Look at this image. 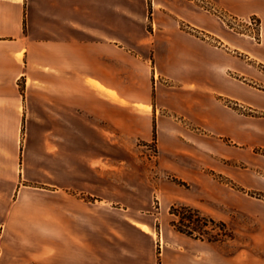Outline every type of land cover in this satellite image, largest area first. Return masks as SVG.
<instances>
[{"label":"crops","instance_id":"0c3cea01","mask_svg":"<svg viewBox=\"0 0 264 264\" xmlns=\"http://www.w3.org/2000/svg\"><path fill=\"white\" fill-rule=\"evenodd\" d=\"M162 7L152 13L154 32H147L122 16V0H0V184L48 186L0 187V264H264V203L251 207L229 191L220 197L256 216L248 246L232 251L225 240L174 231L158 253L150 217L86 201L98 196L78 189L68 168L77 151L88 168V135L102 130L93 121L145 137L155 127L166 153L194 161L201 151L196 126L264 148V116L242 113L264 112V40L254 45L228 34L211 14L176 0ZM230 7L241 17L257 14L264 33V0ZM122 17L139 32L122 34ZM216 39L224 45L215 46ZM227 156L238 158L231 150ZM256 162L264 171V160ZM233 179L245 182L239 174Z\"/></svg>","mask_w":264,"mask_h":264},{"label":"rangeland","instance_id":"374dc122","mask_svg":"<svg viewBox=\"0 0 264 264\" xmlns=\"http://www.w3.org/2000/svg\"><path fill=\"white\" fill-rule=\"evenodd\" d=\"M167 1L169 0H122V16H130L136 20L138 26H143L145 31L154 32L152 13L166 10L162 5ZM176 1L211 14L217 26L228 34L254 45L264 40L261 19L257 14L241 17L230 7V3L234 1L247 3L252 0ZM176 19L181 20L177 16ZM180 28L187 30L188 26L180 21ZM139 30V28L131 29L122 17V34L131 31L139 32ZM213 41L215 46L224 45V42L219 44L220 39ZM148 48L142 47V50L148 51ZM250 62L256 67H261L253 61ZM250 85L255 86L251 83ZM20 90H24L22 84H20ZM222 102L225 106H233L226 100ZM248 109L242 113L254 117L264 116V112L258 109L252 107ZM34 122L39 123L37 119ZM97 123L93 121V124L100 126L102 130L98 133L90 132L88 135V168L84 163V154L82 155L80 151L74 152L73 164L68 167L78 178V184H76L78 189L98 196L94 198L90 195L85 196L86 201L104 200L106 205L110 203L112 207L123 208L127 214L150 217L153 222L155 240H158V253H160L161 245L171 241V232L176 231L174 222L177 223L178 218L171 213L172 208L182 205L190 207L192 204H196L193 208L200 209L205 216L215 220L216 224L209 223L206 228L204 227L206 232L225 240L232 251L248 246L250 235L256 232L258 226L256 216L225 205L220 197H223L224 192L229 191L234 197L248 201L251 207L264 203V171L257 166L256 162L258 158L264 160V148L243 147L231 142L224 135L205 134L196 126V149L201 151H196L197 156L194 161L192 157L179 158L166 153L162 147V138L158 136L155 127L153 133L145 137L126 134L107 124ZM91 124L92 121L89 120L88 125L91 126ZM74 126L81 127L85 124L80 119H74ZM199 139L213 143L216 152L204 146ZM75 142H80L76 136H74ZM189 144L195 145L192 141ZM24 149L25 146L22 143L21 157ZM230 150L238 158L231 159L227 156ZM18 170L22 178L24 171L22 161ZM30 170L32 173L37 172L35 167H31ZM235 174L242 175L245 182L242 184L235 181L233 179ZM200 176L204 177L203 182L198 181ZM194 178L196 182L193 181ZM81 179L83 182L80 181ZM208 185L213 188L209 190ZM16 186L12 179L6 184H0L1 189L7 187L9 191H19L28 186L40 191L48 189V186L42 183H22V181L17 188ZM214 194L218 198L212 197ZM42 202L47 203V199ZM220 222L225 223L228 230L221 228ZM230 232H233L232 241L225 237Z\"/></svg>","mask_w":264,"mask_h":264},{"label":"trees","instance_id":"16d2710c","mask_svg":"<svg viewBox=\"0 0 264 264\" xmlns=\"http://www.w3.org/2000/svg\"><path fill=\"white\" fill-rule=\"evenodd\" d=\"M171 213L178 218V222H174L176 231L195 239L207 240L210 242L223 241L219 236L211 235L204 230L209 223L216 224L215 220L202 214L198 209L189 206L173 207ZM200 224H202L200 226ZM220 227L228 230L225 223L220 222ZM224 231V232H225ZM233 232L227 234L225 237L233 239Z\"/></svg>","mask_w":264,"mask_h":264}]
</instances>
